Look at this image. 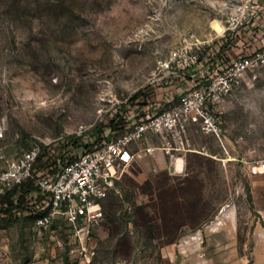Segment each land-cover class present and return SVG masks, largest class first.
Instances as JSON below:
<instances>
[{
	"label": "rangeland",
	"instance_id": "1",
	"mask_svg": "<svg viewBox=\"0 0 264 264\" xmlns=\"http://www.w3.org/2000/svg\"><path fill=\"white\" fill-rule=\"evenodd\" d=\"M227 3L0 0V148L50 140L77 155L158 111L190 72L219 69L212 23ZM197 45L202 62L183 67ZM214 112L219 134L191 124L181 151L142 152L116 179L89 261L65 223L40 228L26 204L0 212V264H264V68Z\"/></svg>",
	"mask_w": 264,
	"mask_h": 264
},
{
	"label": "built area",
	"instance_id": "2",
	"mask_svg": "<svg viewBox=\"0 0 264 264\" xmlns=\"http://www.w3.org/2000/svg\"><path fill=\"white\" fill-rule=\"evenodd\" d=\"M225 6L229 12L214 44L218 70L190 72L194 84L184 89L176 102L138 115L113 139L77 155H70L67 144L53 146L50 140H36L14 154L0 148V196L31 181L34 188L26 194V202L35 211V224L50 228L61 220L89 261L91 232L105 216L103 201L135 160L134 146L152 153L156 147L143 143L155 135L165 142L161 149L181 151L187 128L194 123L219 134L220 120L214 110L239 87L246 73L264 68V0H229ZM204 48L192 47L182 66L198 67ZM197 75L203 77L202 82ZM2 135L0 131V139ZM68 139L69 146L76 144V138ZM259 170L264 171V161Z\"/></svg>",
	"mask_w": 264,
	"mask_h": 264
},
{
	"label": "trees",
	"instance_id": "3",
	"mask_svg": "<svg viewBox=\"0 0 264 264\" xmlns=\"http://www.w3.org/2000/svg\"><path fill=\"white\" fill-rule=\"evenodd\" d=\"M88 145L89 144H86V147H88ZM33 188L34 186L31 181H24L12 188L5 195L0 196V212L8 213L25 206L27 204L26 194Z\"/></svg>",
	"mask_w": 264,
	"mask_h": 264
},
{
	"label": "crops",
	"instance_id": "4",
	"mask_svg": "<svg viewBox=\"0 0 264 264\" xmlns=\"http://www.w3.org/2000/svg\"><path fill=\"white\" fill-rule=\"evenodd\" d=\"M216 58H217V57H215V59H216ZM186 83L189 84V83H191V82H190V80H187ZM187 84H181V85H180L179 87H177L174 91H171V94H170V95L166 93V95L164 96V97L166 98V103H165V104L169 103L170 101L176 102L177 99H178V97H179V95H180V93H181L184 89L187 88V87H186ZM154 139H155V138H154ZM154 139H148V141H146V142L143 143V145H152V146L156 147L155 150H154L153 152L157 151L158 149H161V148H160L161 146L159 145V142H158L157 140H154ZM133 150L136 151V156H137V155H140V154L142 153V151L139 150L138 147H135V146H134ZM173 152H177V150H173ZM144 154H147V153H142V155H144ZM181 158H182V157H179L180 160H182Z\"/></svg>",
	"mask_w": 264,
	"mask_h": 264
},
{
	"label": "bare ground",
	"instance_id": "5",
	"mask_svg": "<svg viewBox=\"0 0 264 264\" xmlns=\"http://www.w3.org/2000/svg\"><path fill=\"white\" fill-rule=\"evenodd\" d=\"M212 26L216 29V31L220 32L223 30V25H221V23H219L218 21H213ZM177 166L178 169H182V162L179 159L177 161V164H175Z\"/></svg>",
	"mask_w": 264,
	"mask_h": 264
}]
</instances>
